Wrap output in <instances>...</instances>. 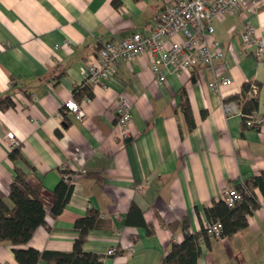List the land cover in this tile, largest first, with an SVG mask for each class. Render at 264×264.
<instances>
[{"label":"crops","instance_id":"crops-1","mask_svg":"<svg viewBox=\"0 0 264 264\" xmlns=\"http://www.w3.org/2000/svg\"><path fill=\"white\" fill-rule=\"evenodd\" d=\"M178 1L0 0V99L13 103L0 108V195L7 199L20 170L42 183L46 198L47 225L21 248L70 252L74 222L95 210L104 224L88 233L84 251L102 264H160L171 244L182 242L183 223L199 234L208 224L205 208L264 171V123L248 128L221 106L245 83L257 84L255 113L264 118V50L257 59L241 40L244 20L264 40V0L254 12L214 20L210 38L225 58L213 70L166 73L158 85L143 56L119 62L103 85H81L82 68L105 42L148 34L156 15ZM214 77L231 83L213 91ZM120 95L131 107L127 137L116 124ZM68 99L79 104L81 120L64 107ZM7 133L27 164L9 159ZM62 171L73 175L72 192L52 217L49 198ZM253 191L258 208L247 226L231 237L201 238L196 264L263 263L264 195ZM112 247L118 253L107 255ZM0 264H18L8 243H0Z\"/></svg>","mask_w":264,"mask_h":264},{"label":"built area","instance_id":"built-area-1","mask_svg":"<svg viewBox=\"0 0 264 264\" xmlns=\"http://www.w3.org/2000/svg\"><path fill=\"white\" fill-rule=\"evenodd\" d=\"M258 0H179L167 6L155 17L154 25L148 34L131 33L118 41H107L88 60L81 70L83 86L103 85L117 70L119 62L128 63L134 59L146 56L150 60V69L156 83L165 82L166 73H190L195 68L205 67L214 69L215 63L225 58V50L217 40L210 36L214 32V20L222 15L237 11H256ZM180 35V36H179ZM177 37H180L179 39ZM241 40L244 49L252 50L255 58H260L264 50V40L256 35L255 29L248 20L243 21ZM70 40L62 46L69 48ZM228 78H216L208 84V88L218 92L221 87L230 85ZM257 87L250 84L249 95H255ZM87 99V98H86ZM222 110L226 115H238L245 118L236 103L222 102ZM64 107L81 120L84 113L74 99L64 102ZM132 120L131 107L120 95L116 107V124L123 136L130 133ZM264 123V118L255 112L246 117L244 125L248 128H258ZM6 146L9 149L18 147L13 133H7ZM63 180L71 184L73 175L64 172ZM143 191L144 186L140 185ZM227 206L233 207L242 199L235 189H226L221 198ZM205 233L208 238H220L222 226L219 222L208 223ZM131 252V248L129 252ZM118 253L116 247L107 251V255Z\"/></svg>","mask_w":264,"mask_h":264},{"label":"trees","instance_id":"trees-1","mask_svg":"<svg viewBox=\"0 0 264 264\" xmlns=\"http://www.w3.org/2000/svg\"><path fill=\"white\" fill-rule=\"evenodd\" d=\"M250 84L245 83L239 95L225 100V102L234 101L245 118L251 116L258 106L256 94H248ZM255 85L258 88V85ZM12 106L13 103L9 96L0 99L1 109ZM184 112L189 119L190 112L186 101L184 102ZM245 118H242L243 121ZM8 157L12 162L21 161L27 164L19 147L13 148ZM64 172L68 171H62V173ZM234 188L242 195V199L233 207L227 206L220 199L210 207L205 208L208 223H221V237H231L247 226V217L258 208L253 190L258 188L264 195V171L241 182ZM71 192L72 183H66L61 176V181L54 189L52 198H49V214L52 217L61 213L70 198ZM45 199L42 183L39 181L29 182L20 170H16L7 199L0 195V243H8L12 246L15 261L18 264H38L40 261H43L44 264H102L100 255L83 250V244L88 233L101 228L104 224L99 213L95 210H89L84 217L74 222L73 229L77 233V237L70 252L38 251L30 247L21 248L28 244L38 228L47 225ZM201 238L208 239L205 229H202L199 234H191L188 232L186 224L183 223L182 242L172 243L160 264H196L200 253L199 241Z\"/></svg>","mask_w":264,"mask_h":264}]
</instances>
